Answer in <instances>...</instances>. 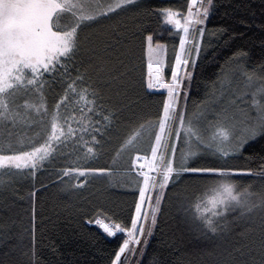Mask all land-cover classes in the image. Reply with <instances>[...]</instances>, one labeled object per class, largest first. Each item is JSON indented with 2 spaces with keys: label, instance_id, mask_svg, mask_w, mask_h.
Returning a JSON list of instances; mask_svg holds the SVG:
<instances>
[{
  "label": "snow or ice",
  "instance_id": "snow-or-ice-1",
  "mask_svg": "<svg viewBox=\"0 0 264 264\" xmlns=\"http://www.w3.org/2000/svg\"><path fill=\"white\" fill-rule=\"evenodd\" d=\"M136 6L138 0H0V188L7 189L15 178L35 177L62 158L70 162L57 170V179L62 184L66 177L74 179L71 187L80 188L90 175L113 176L119 158L129 154L125 174L133 177L138 199L128 222L105 213L88 221L122 241L110 264H129L130 257L143 256L167 189L188 174L210 178L206 191L189 204L192 218L208 232L231 231L229 214L249 221L259 217L258 241L225 249L217 264H264V188L254 191L233 179L238 173L264 178V160L259 170L190 163L203 152L227 160L249 142L264 140V66L259 72L247 70L239 64L243 53L232 58L237 67L223 68L205 99L188 109L193 53L198 58L202 50L214 0H186L180 8L154 10L178 41L171 64L168 44L158 39L163 32L140 27L147 33V88L166 93L161 111L128 129L113 158L114 168L80 163L95 157L117 118L119 109L104 103V91L123 84L130 71L125 61L133 54L121 27L103 28V21ZM96 26L103 28L99 39L85 45L81 33ZM57 80L62 92L50 105V82ZM145 142L147 150L141 147ZM239 235L246 238L248 232ZM244 249L250 260L238 261L234 252L244 256Z\"/></svg>",
  "mask_w": 264,
  "mask_h": 264
},
{
  "label": "trees",
  "instance_id": "trees-1",
  "mask_svg": "<svg viewBox=\"0 0 264 264\" xmlns=\"http://www.w3.org/2000/svg\"><path fill=\"white\" fill-rule=\"evenodd\" d=\"M182 1L140 0L138 6L126 10L110 20L103 28L120 26L132 50L125 63L130 71L122 78L123 84L105 88L104 103L119 109L112 127L101 139L96 155L81 160L92 168H114L113 158L119 144L130 127L143 119H155L162 108L165 94L147 88V59L144 53V29L168 44V59L174 60L172 46L178 44L161 26L156 9L180 8ZM96 26L81 33L88 44L96 41L103 31ZM206 34L188 89V109L205 99L211 82L222 74L223 68H235L232 58L243 53L240 65L249 71L259 72L264 66V0H214V7L206 22ZM74 74V73H73ZM48 101L51 105L62 92L57 80L50 82ZM162 92V90H161ZM145 150L147 142L141 145ZM71 159H76L72 157ZM264 160V140L257 139L245 145L237 156L220 160L203 152L190 163L193 167H230L259 170ZM68 159H59L46 165L35 177L15 178L7 189L0 188V264H110L120 240L107 237L94 223L98 213L128 222L138 199L133 177L125 174L130 156L119 158L114 175H90L83 187L73 189L74 179L65 178L60 183L56 172L67 167ZM239 185L259 191L264 188V178L238 173L233 177ZM210 178L188 174L176 181L166 191L153 234L148 238L144 254L131 257L129 264H217L219 254L232 251L242 244L259 239V217L253 220L238 219L229 214L231 231L212 234L192 218L189 210L194 196L202 195ZM223 224V222H221ZM254 226L255 232L250 229ZM248 232L246 238L239 233ZM251 246V245H249ZM234 252L238 261H249L251 253ZM260 257L256 253V260Z\"/></svg>",
  "mask_w": 264,
  "mask_h": 264
},
{
  "label": "rangeland",
  "instance_id": "rangeland-1",
  "mask_svg": "<svg viewBox=\"0 0 264 264\" xmlns=\"http://www.w3.org/2000/svg\"><path fill=\"white\" fill-rule=\"evenodd\" d=\"M138 1H140V0H138ZM175 1L176 2L182 1V4L186 5V0H175ZM193 56H195V53H193ZM130 259H131V257H130ZM130 259H129V261H130Z\"/></svg>",
  "mask_w": 264,
  "mask_h": 264
}]
</instances>
